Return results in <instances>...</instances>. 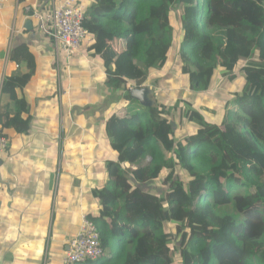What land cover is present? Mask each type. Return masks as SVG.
<instances>
[{
  "label": "trees",
  "instance_id": "trees-1",
  "mask_svg": "<svg viewBox=\"0 0 264 264\" xmlns=\"http://www.w3.org/2000/svg\"><path fill=\"white\" fill-rule=\"evenodd\" d=\"M90 1L84 26L109 87L141 89L175 52L198 97L171 106L129 99L109 117L117 161L87 216L104 255L84 264H264V0ZM219 75L243 77L221 110L202 96ZM153 182L167 192L144 189Z\"/></svg>",
  "mask_w": 264,
  "mask_h": 264
},
{
  "label": "crops",
  "instance_id": "crops-1",
  "mask_svg": "<svg viewBox=\"0 0 264 264\" xmlns=\"http://www.w3.org/2000/svg\"><path fill=\"white\" fill-rule=\"evenodd\" d=\"M63 1L8 0L0 12V132L9 142L0 164V264H63L84 218L99 211L93 190L117 161L106 123L129 99L171 106L181 91L186 102L198 97L167 66L141 89L109 87L93 36L69 55L28 18L27 7L44 13ZM6 117L14 124L5 126Z\"/></svg>",
  "mask_w": 264,
  "mask_h": 264
},
{
  "label": "built area",
  "instance_id": "built-area-1",
  "mask_svg": "<svg viewBox=\"0 0 264 264\" xmlns=\"http://www.w3.org/2000/svg\"><path fill=\"white\" fill-rule=\"evenodd\" d=\"M8 0H0V12ZM28 18H35L46 36L55 47L64 48L71 55L78 51L89 36L84 26L86 8L77 0H64L58 7L41 13L26 8ZM8 139L0 136V164L2 156L8 148ZM63 257V264H84L103 257L100 234L95 223L85 217L79 235L70 240Z\"/></svg>",
  "mask_w": 264,
  "mask_h": 264
},
{
  "label": "rangeland",
  "instance_id": "rangeland-1",
  "mask_svg": "<svg viewBox=\"0 0 264 264\" xmlns=\"http://www.w3.org/2000/svg\"><path fill=\"white\" fill-rule=\"evenodd\" d=\"M186 1L192 2V0H186ZM179 9H180V6L175 7L173 9V13L177 14ZM177 18L178 17H176L175 19V16H174V19H175L174 28L179 26ZM195 36L196 35L194 33H188L184 35V37H186L187 39L194 38ZM177 59H178V56L176 55V53L175 52L171 53V56L169 58V64H167V67H166L167 75L168 74L172 75L173 73H176V74H182L183 76V73L185 71L183 70L182 66L180 67L177 66ZM242 81H243L242 76H239L235 81L232 82V81H229L228 78H225L222 75H219L214 89L211 92H206L205 94L202 95L203 102L208 104V106H210L211 108H216L218 110L223 109L227 104H229L233 100V98L231 97L232 96L231 93L239 89ZM188 94L189 92L186 90L181 91L182 100L180 102H186L183 99L186 98ZM149 161H150V158H147L144 161L143 165L147 164ZM144 189L157 191L159 192V194L164 195L167 192L168 187L159 185L157 182L156 183L153 182V183H150L144 186ZM181 240L182 239L180 238H176L175 240H173V247L180 248L182 246Z\"/></svg>",
  "mask_w": 264,
  "mask_h": 264
}]
</instances>
